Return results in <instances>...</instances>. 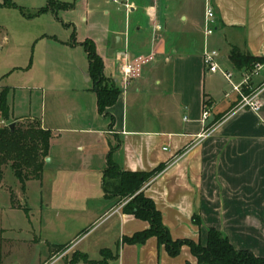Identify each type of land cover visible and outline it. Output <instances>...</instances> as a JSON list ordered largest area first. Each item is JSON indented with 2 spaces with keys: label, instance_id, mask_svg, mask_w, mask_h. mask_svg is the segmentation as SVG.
Masks as SVG:
<instances>
[{
  "label": "crops",
  "instance_id": "crops-1",
  "mask_svg": "<svg viewBox=\"0 0 264 264\" xmlns=\"http://www.w3.org/2000/svg\"><path fill=\"white\" fill-rule=\"evenodd\" d=\"M177 1L121 0L117 11L123 17V29L109 31L97 26L94 34L82 41L94 43L105 78L121 92L107 110L113 123L99 115L104 129L98 127L91 133L96 136L92 145L101 143L100 139L106 141L100 147L103 166L95 190L96 220L102 226L115 227L112 245L102 240L97 244L93 264H196L186 246L171 258L155 238L142 245L121 242L144 231L148 224L122 213L128 200L104 196L107 160L132 173L165 166L142 192L154 203L173 241L191 240L204 247L207 231L214 228L235 250L264 258V0H203L199 23L185 5L171 10ZM207 6L213 11L215 27L206 38ZM117 40L121 48L110 55ZM205 49L219 52L216 62L231 74L235 86L253 69L235 68L229 60L233 50L261 59L256 64L262 68L237 93L222 74L204 69ZM124 58L149 60L126 84L119 72ZM85 78L89 83L87 73ZM257 92L258 112L239 109L243 97ZM7 103L12 114L9 96ZM138 111L142 117L137 116ZM204 112L208 113L206 119ZM10 118L39 121L25 116ZM51 150L50 141L49 162ZM62 164L55 161L54 167Z\"/></svg>",
  "mask_w": 264,
  "mask_h": 264
},
{
  "label": "rangeland",
  "instance_id": "rangeland-1",
  "mask_svg": "<svg viewBox=\"0 0 264 264\" xmlns=\"http://www.w3.org/2000/svg\"><path fill=\"white\" fill-rule=\"evenodd\" d=\"M4 1L15 7L0 8V90L10 91L13 113L0 127L27 122L12 116L38 119L51 130L53 158L45 162L41 181L26 183L24 191L11 170L3 168L0 264H93L97 244L102 240L112 245L115 227L102 226L95 215V190L103 166L100 147L106 141L91 144L96 137L92 131L104 127L86 82L87 59L80 43L97 26L123 29L117 11L121 0H58L73 8L44 14L38 11L49 0L0 3ZM180 4L201 22L203 0H178L170 9ZM137 116L142 117L140 111ZM55 161L62 167L55 168Z\"/></svg>",
  "mask_w": 264,
  "mask_h": 264
},
{
  "label": "trees",
  "instance_id": "trees-1",
  "mask_svg": "<svg viewBox=\"0 0 264 264\" xmlns=\"http://www.w3.org/2000/svg\"><path fill=\"white\" fill-rule=\"evenodd\" d=\"M15 7L4 1L0 8ZM72 4H61L56 0H49L45 8L38 11L44 14L49 11L69 10ZM74 44V32L72 34ZM87 59V79L90 91L96 100L97 113L113 123V117L107 110L115 105L121 92L113 82L104 76V64L96 53L95 45L90 40L80 44ZM232 65L237 69L252 70L261 59H255L248 54H240L233 50L229 56ZM0 117L2 121L9 118L10 107L7 103L9 90H0ZM1 122V121H0ZM51 141V132L41 128L37 120L16 124L12 130L9 126L0 127V183L3 177V168H9L14 178L24 191L25 184L30 181H41L44 162L48 158ZM165 169L164 165L155 170L145 172H123L110 160L103 171L102 190L105 197H122L128 202L122 208V213L131 215L137 220L144 221L148 228L135 233L130 237L122 238L121 242L127 245H142L149 238H155L159 246H163L168 256L175 258L181 248H189L196 264H264V258L257 257L248 251H237L216 229L207 231V242L204 247L191 240L173 241L168 229L163 225L160 213L154 203L143 195V188L154 180ZM11 207L14 208L13 194L10 193ZM196 219H193L195 222ZM61 250L63 248H60Z\"/></svg>",
  "mask_w": 264,
  "mask_h": 264
},
{
  "label": "built area",
  "instance_id": "built-area-1",
  "mask_svg": "<svg viewBox=\"0 0 264 264\" xmlns=\"http://www.w3.org/2000/svg\"><path fill=\"white\" fill-rule=\"evenodd\" d=\"M126 10H129V6L126 4L124 6ZM215 27L214 22V16L213 11L210 7H206L205 9V20H204V36L207 38L210 35L213 34ZM219 57V52L214 50H208L205 49L203 52V66L204 69L211 74L220 73L225 78V80L228 82L229 86L231 87V91L240 92V88L242 85H247L250 81L251 76L258 74V72L261 70L262 66L260 64H256L253 67V71L249 75H245L243 79V83L240 86H235L231 82V74L222 71L216 60ZM122 63L120 64V75L121 79L124 84H126L130 79L135 78L139 75L141 66L148 63V59L144 58H137L133 61H128L125 58L122 60ZM239 109H248L252 112H258L260 109V103L258 102V92L250 97H243L241 104L239 106ZM208 117V113H203V119H206ZM165 150V149H164Z\"/></svg>",
  "mask_w": 264,
  "mask_h": 264
},
{
  "label": "water",
  "instance_id": "water-1",
  "mask_svg": "<svg viewBox=\"0 0 264 264\" xmlns=\"http://www.w3.org/2000/svg\"><path fill=\"white\" fill-rule=\"evenodd\" d=\"M120 48H121L120 40H117V43H116L115 49L112 50L109 54L111 55L113 52H115V51H119ZM13 128H14V124H11V125L9 126V129L12 130ZM45 162L48 163V162H49V159H48V158L45 159Z\"/></svg>",
  "mask_w": 264,
  "mask_h": 264
}]
</instances>
